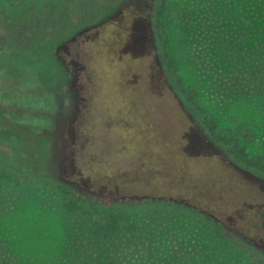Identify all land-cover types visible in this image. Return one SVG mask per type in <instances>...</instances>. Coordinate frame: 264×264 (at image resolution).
<instances>
[{
    "label": "rangeland",
    "instance_id": "374dc122",
    "mask_svg": "<svg viewBox=\"0 0 264 264\" xmlns=\"http://www.w3.org/2000/svg\"><path fill=\"white\" fill-rule=\"evenodd\" d=\"M157 1L0 0V165L37 181L0 182V264L93 255L58 184L130 207L137 229L116 242L113 264H251V250L264 257V202L163 79L150 32ZM170 2L181 73L203 107L226 111L227 124L240 104L229 102L236 89L215 42L260 21V5ZM240 115L264 151L255 104ZM255 181L264 190V178Z\"/></svg>",
    "mask_w": 264,
    "mask_h": 264
},
{
    "label": "trees",
    "instance_id": "16d2710c",
    "mask_svg": "<svg viewBox=\"0 0 264 264\" xmlns=\"http://www.w3.org/2000/svg\"><path fill=\"white\" fill-rule=\"evenodd\" d=\"M260 5L261 19L251 22L242 34L233 39H217L215 50L225 65L231 84L236 91L229 92V102L237 99L241 113L243 107L254 103L264 120V0ZM178 7L170 0H158L152 7L150 19L151 42L156 58L161 66L163 79L169 86L170 94L194 115L205 135L238 167L243 179L253 186L251 192L264 202V190L257 187L255 178H264V151L259 152L255 143L259 131L252 121L234 113L226 120L219 107L207 109L200 104L199 91L187 84L179 61L174 53L170 31L176 23ZM238 96V97H237ZM235 103V102H234ZM222 114V115H219ZM0 182L18 188L26 184H37L35 179L14 173L0 165ZM62 195V208L68 214L80 213L82 221L79 229L83 231L94 246V253L83 262L70 264H113L116 242L125 234L136 231L137 226L130 213V207L123 199L107 203L97 202L63 185H55ZM214 235L222 236L217 232ZM245 252V251H244ZM251 264H264V257L255 250L249 251Z\"/></svg>",
    "mask_w": 264,
    "mask_h": 264
}]
</instances>
